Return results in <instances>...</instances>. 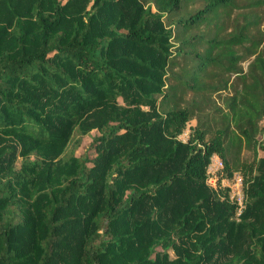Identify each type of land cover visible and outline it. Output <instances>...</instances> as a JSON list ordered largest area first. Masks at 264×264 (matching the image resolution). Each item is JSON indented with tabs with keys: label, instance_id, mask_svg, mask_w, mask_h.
I'll list each match as a JSON object with an SVG mask.
<instances>
[{
	"label": "trees",
	"instance_id": "16d2710c",
	"mask_svg": "<svg viewBox=\"0 0 264 264\" xmlns=\"http://www.w3.org/2000/svg\"><path fill=\"white\" fill-rule=\"evenodd\" d=\"M263 9L0 0V264H264Z\"/></svg>",
	"mask_w": 264,
	"mask_h": 264
},
{
	"label": "built area",
	"instance_id": "2783aa9c",
	"mask_svg": "<svg viewBox=\"0 0 264 264\" xmlns=\"http://www.w3.org/2000/svg\"><path fill=\"white\" fill-rule=\"evenodd\" d=\"M223 170V161L218 155L213 154L206 167V184L215 190L220 197H224L225 192L228 200L235 205V217L238 218L245 206L244 180L239 172H233L228 177L224 175Z\"/></svg>",
	"mask_w": 264,
	"mask_h": 264
},
{
	"label": "rangeland",
	"instance_id": "374dc122",
	"mask_svg": "<svg viewBox=\"0 0 264 264\" xmlns=\"http://www.w3.org/2000/svg\"><path fill=\"white\" fill-rule=\"evenodd\" d=\"M196 7H197V6H196ZM261 11H263V14H264V9L261 10ZM208 30H209V27L206 26V27L201 28V30H199V32L206 33ZM263 32H264V23L261 25V27H260L259 30H258V34H259V36H260ZM247 63H248V62L245 61V62H243L242 65H241V67H242L244 70H246V68H247ZM194 124H195V121H194V120H192V121H190V123H188L187 128H186V129L184 130V132L179 136L180 139H182V140H184V141H186V140L188 139V135H189V133H190V130H189L188 127H189V126L192 127ZM261 125L263 126V121L261 122ZM185 134H186V135H185ZM96 135H98V132H97L96 130H92V131L89 132V134H87V135H85V136H82V137H81V141H80V146H79L78 149L75 151V153H76L77 155H79V154L82 155V154H85V153H88L89 156L94 155V151H93V149L90 147V144H91L92 139H93ZM257 138H258V140H262V136H258ZM184 141H182V142H184ZM259 155H260V154H259ZM241 160H243L244 162H245V161H247V162H251V161L253 160V154H252L250 151H248V150H243L242 153H241ZM90 166H91V164H90ZM208 188H209V187H208ZM209 189H210V188H209ZM211 190H212V191H211ZM210 191H211L212 193H215V194L217 195V193H216L215 190L210 189ZM236 220H238V219L236 218ZM156 249H157V251H160V248H159V247H157ZM169 254H170L171 257H173V254H172V251H171V250H169Z\"/></svg>",
	"mask_w": 264,
	"mask_h": 264
}]
</instances>
